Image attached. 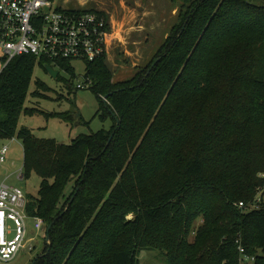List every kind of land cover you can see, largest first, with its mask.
Listing matches in <instances>:
<instances>
[{
	"label": "trees",
	"instance_id": "obj_1",
	"mask_svg": "<svg viewBox=\"0 0 264 264\" xmlns=\"http://www.w3.org/2000/svg\"><path fill=\"white\" fill-rule=\"evenodd\" d=\"M171 1L180 22L130 79L115 81L107 53L86 65L108 129L69 143L36 136L20 119L35 113L36 66L51 61L21 55L0 73V138H20L25 177L41 178L27 194L46 225L33 264H141L144 250L169 264H242L240 247L264 264V0ZM36 82L44 97L51 88Z\"/></svg>",
	"mask_w": 264,
	"mask_h": 264
},
{
	"label": "rangeland",
	"instance_id": "obj_2",
	"mask_svg": "<svg viewBox=\"0 0 264 264\" xmlns=\"http://www.w3.org/2000/svg\"><path fill=\"white\" fill-rule=\"evenodd\" d=\"M122 2L127 5L130 12L135 11L136 13L139 12L138 10H145L148 6L146 0H139L142 4L141 7L135 5V0H56L55 5L79 10L97 9L99 11H105L108 16H111L113 13L117 15V13L120 12V4H122ZM155 2H157V6H161L162 9L156 12L152 20L153 24H156V30L152 33L153 37L148 46L153 49L154 57L165 38L170 34L173 26L180 22L179 14L183 10L181 2L177 4L173 3L171 0H155ZM162 15L163 17L160 18ZM118 19H120V17ZM125 22L124 30H127L125 31L127 34L125 36L126 44L124 47H119V51L122 52L121 54L118 52V55H120V57L124 56L126 63L129 64V60L132 58L126 54V49L130 50L131 47L137 46L136 44L134 46L131 45H133L134 41L139 40L141 34L139 29L144 21L138 14H128ZM111 30L112 25L110 32H112ZM148 35L149 34L145 36ZM2 58L3 54L0 50V71L3 65ZM71 64L77 75L74 79L72 78V74L64 69H59L60 75L54 78L46 72L42 66L37 65L35 68L30 94L26 102V107L35 109V113L32 115L23 114L20 119V124L31 128L36 136L40 138H54L60 142L69 143L80 134H90L103 128L108 129L113 124L111 118L103 120L99 115H96L97 111L100 110V101L91 88L75 89L79 82L85 80L86 63L83 61H74ZM114 75L116 81L128 80L132 77L131 75L125 77L120 70L115 72ZM37 79L45 82L51 88L48 92L40 89L48 98L33 94L35 90H38ZM69 83H72L74 88H68L67 84ZM67 111H70L74 117L70 124L59 117L48 118L46 115L47 113ZM77 115L80 116L77 117ZM3 142L9 146L10 151L7 156V161L0 166V183L6 181L10 185L21 187L26 194H37L41 178L36 173H33L30 178H25L24 180H19L18 178L20 170L24 172L26 170L25 151L22 140L14 136L5 138ZM262 194L263 192L259 194L260 196L257 198L258 201L264 198ZM200 223L201 221H198L197 225ZM33 224L34 221L31 219L29 221L31 228ZM14 234L15 233L9 235V238L13 237ZM32 236L34 240L30 242V245H33V249H22L10 264H33L34 260L39 255H42L46 246V231L40 230L36 235L30 234V237ZM190 240L193 241L194 236H191ZM139 259L141 264H169L167 257L157 250H144L140 254ZM0 264L2 263L0 262Z\"/></svg>",
	"mask_w": 264,
	"mask_h": 264
},
{
	"label": "built area",
	"instance_id": "obj_3",
	"mask_svg": "<svg viewBox=\"0 0 264 264\" xmlns=\"http://www.w3.org/2000/svg\"><path fill=\"white\" fill-rule=\"evenodd\" d=\"M54 0H0V49L3 65L0 73L17 56L30 55L50 60L56 70L64 69L61 62H94L107 53L110 20L96 12L75 13L58 9ZM93 81L85 77L78 89L90 88ZM105 98V97H104ZM106 99V98H105ZM0 138V166L7 161L9 146ZM19 180L25 172L20 170ZM240 205L243 207L244 203ZM255 207V206H254ZM33 219L31 228L29 221ZM34 229V232L31 231ZM45 230L41 217L27 212V194L17 185L0 183V262L10 264L24 248L33 249L31 235ZM15 233L13 237L9 235ZM243 253L242 264L255 258Z\"/></svg>",
	"mask_w": 264,
	"mask_h": 264
},
{
	"label": "crops",
	"instance_id": "obj_4",
	"mask_svg": "<svg viewBox=\"0 0 264 264\" xmlns=\"http://www.w3.org/2000/svg\"><path fill=\"white\" fill-rule=\"evenodd\" d=\"M146 1L148 6L143 11L138 10V13H136L135 11L130 12L128 10L127 5L122 2V4H120V12H118L117 15H114L113 13L111 14V16H109V20L112 25V32H110L108 38L107 62L114 73L120 70V72L125 75V77L128 75L133 76L136 73L137 69L147 65V63L154 57V51L148 45L153 37L152 33L156 30V24L154 25L152 20L154 19V15L156 14V12L158 10L161 11L162 7H158L157 2H155V0ZM135 5H137L138 7L142 6L139 0H135ZM128 14H138V16H140L141 19L144 21V23L141 24V28L139 29V31H141L139 40L134 41L133 45H131L134 46L136 44L137 46H134L133 48L131 47L130 50L126 49V54L129 55L130 58H132L131 60H129V64L126 63L124 56L120 57V55H118V52L120 54L122 52L119 51V47H124L126 44L125 36L127 34L125 33V31L127 30H124V25L126 23L125 19ZM119 17L120 19H118ZM161 17H163V15L160 16V18ZM147 34L149 35L145 36Z\"/></svg>",
	"mask_w": 264,
	"mask_h": 264
},
{
	"label": "water",
	"instance_id": "obj_5",
	"mask_svg": "<svg viewBox=\"0 0 264 264\" xmlns=\"http://www.w3.org/2000/svg\"><path fill=\"white\" fill-rule=\"evenodd\" d=\"M158 61H159V59L156 60V63H157ZM46 69H47L48 73H49L50 75H52L54 78H57V77H58V75H59V71L56 70L53 66H51L50 64H47V65H46ZM113 135H114V134H113ZM111 139H112V137H111ZM111 139L109 140V143H110ZM73 199H74V197L72 198L71 201H73ZM54 223H55V221H54L53 223H51V224L48 226V228H47V240H48L49 244H51V242L49 241V240H50L49 232H50V229H51V227L53 226ZM31 231L34 232V229H31Z\"/></svg>",
	"mask_w": 264,
	"mask_h": 264
}]
</instances>
